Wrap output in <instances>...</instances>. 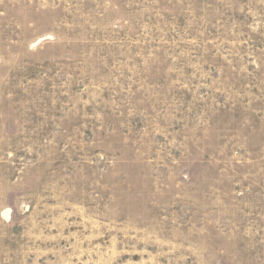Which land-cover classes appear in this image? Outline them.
Listing matches in <instances>:
<instances>
[{"label": "rangeland", "instance_id": "rangeland-1", "mask_svg": "<svg viewBox=\"0 0 264 264\" xmlns=\"http://www.w3.org/2000/svg\"><path fill=\"white\" fill-rule=\"evenodd\" d=\"M0 264H264V0H0Z\"/></svg>", "mask_w": 264, "mask_h": 264}, {"label": "bare ground", "instance_id": "bare-ground-1", "mask_svg": "<svg viewBox=\"0 0 264 264\" xmlns=\"http://www.w3.org/2000/svg\"><path fill=\"white\" fill-rule=\"evenodd\" d=\"M6 214H8V213L6 212Z\"/></svg>", "mask_w": 264, "mask_h": 264}]
</instances>
